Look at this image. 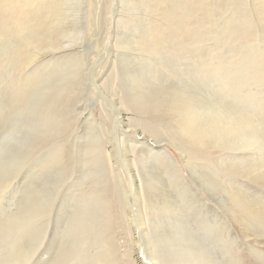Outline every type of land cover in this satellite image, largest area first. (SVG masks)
Wrapping results in <instances>:
<instances>
[{
	"label": "rangeland",
	"instance_id": "1",
	"mask_svg": "<svg viewBox=\"0 0 264 264\" xmlns=\"http://www.w3.org/2000/svg\"><path fill=\"white\" fill-rule=\"evenodd\" d=\"M0 228V264H264V0H0Z\"/></svg>",
	"mask_w": 264,
	"mask_h": 264
},
{
	"label": "bare ground",
	"instance_id": "2",
	"mask_svg": "<svg viewBox=\"0 0 264 264\" xmlns=\"http://www.w3.org/2000/svg\"><path fill=\"white\" fill-rule=\"evenodd\" d=\"M118 121V120H117ZM45 128V127H44ZM43 128V129H44ZM144 151V150H143ZM169 157V156H168ZM167 157V158H168ZM169 159V158H168ZM170 160V159H169ZM114 169V172H115V175L118 177L117 179H118V181L119 182H121L122 183V172H120V171H118L116 168H113ZM131 170V169H130ZM130 170H126V175L128 176V178H129V181L131 182V194L132 195H135L137 198H139L140 196H139V193H137L136 191H135V188H137V186H136V184H135V182H136V180L134 179L135 178V176L131 173H129V171ZM69 172H72L73 171V169L72 168H70L69 170H68ZM185 180V179H184ZM5 193H8V192H5ZM124 194H125V191H124ZM61 204V203H60ZM67 204H68V206H67ZM79 204V202H72V201H68V202H66V204H65V202H62V207L63 208H68L67 210H68V212L70 211V212H72V211H76V209H72L74 206H76V205H78ZM64 205H66V207H64ZM65 209H63L62 211L63 212H65L64 211ZM38 213H40V212H38ZM70 214H72V213H70ZM1 229V228H0ZM58 241V242H57ZM62 242V237H60V238H58V240H56V243L55 244H57V243H61ZM41 245H42V242H39L38 244H36L31 250H30V254H31V256L32 255H34L38 250H39V248L41 247ZM58 246V245H57ZM74 253H76L75 251H73ZM73 252H71V255H72V260H74V253ZM30 254H29V256H30ZM25 256H27V250H25V252H23V258H25ZM28 256V257H29ZM27 259V258H26ZM76 260H78V258H75ZM64 264H67L66 262L64 263Z\"/></svg>",
	"mask_w": 264,
	"mask_h": 264
}]
</instances>
